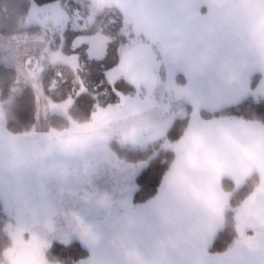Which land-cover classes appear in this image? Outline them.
<instances>
[{"label":"crops","instance_id":"crops-1","mask_svg":"<svg viewBox=\"0 0 264 264\" xmlns=\"http://www.w3.org/2000/svg\"><path fill=\"white\" fill-rule=\"evenodd\" d=\"M24 1L26 3V0ZM197 2L198 0H175L176 7L183 12L181 18L172 22L154 20L152 36L148 42L141 45L142 48L156 61H164L159 59L155 48V44L160 43L166 55L171 58V64L178 65L181 69L176 72L178 77L177 75L175 77L181 87L190 86L189 79L198 81L215 76L218 90L221 91L250 87L253 90L257 89L261 83H264V70H261L259 65L250 64L245 56H240L238 59L227 58L219 65L217 62L218 41L242 43L249 52L260 57L264 62V37L240 23L246 6L256 3L257 0H199L200 6L196 7ZM0 3L11 6L12 10L6 14L4 20L0 11V28H6L5 31L10 35L16 34L14 30H17L15 25L17 17L12 18V16L21 9L19 5L22 0H0ZM253 12L258 24L264 22V12L258 7L254 8ZM144 19L152 21L150 16L140 18L141 22ZM100 24L101 22H98L95 25ZM130 54L127 52L125 55ZM136 60L141 64L138 55ZM164 66L162 63L158 77L162 75L167 79L162 73ZM248 73L252 74L246 79ZM256 76L258 83L253 87V79ZM205 85L206 81L201 80L197 89L189 90L198 106L211 109L221 104L222 100L218 96L205 91ZM146 86L153 87V85ZM154 86L159 87L160 82L156 81ZM249 96L261 99L252 94L245 98ZM141 102L151 112L154 111V115L159 119L172 120L174 110L169 107L168 97L155 99L144 97ZM176 103L171 104V107ZM181 104L183 108L191 103L181 100ZM3 106H6L4 102ZM4 107L0 111V120L5 122ZM105 111H108L106 107ZM175 112H179L176 107ZM37 113L39 114V106ZM49 117L45 121L37 119L34 130L26 134L13 135L6 127L0 131V177L3 178L5 170L10 171V167L12 175L6 172L12 177L13 185H46L54 183L56 178H63L64 171L73 166L76 168L77 177L85 176L78 181V184L84 180L91 191L95 188L96 198L100 199L103 205L100 207L98 206L101 204L91 205L99 208L98 212L92 215L98 220V224L85 233L87 238L91 239V243L87 244L83 241L90 250V256L83 260V264H88L97 258L101 260L99 264H208L209 261L214 262L216 259H222L224 264H248V261H252L253 264H264V148L256 149L241 145L229 134L222 132L224 140L235 144L240 155L237 160L225 155L222 158L223 163L215 171L207 169L203 160L181 156L173 149L177 156L158 194L148 201L134 203L133 198L138 190L136 178L146 165L120 160L111 144L123 138V143L119 141L122 145L144 148L157 138L145 131L143 144L126 142L118 124L109 113L106 115L105 127H103L109 138L107 142L115 152L114 156H109L105 146L100 145L101 129L91 126L93 116L88 122H77L74 126L82 129L84 141L69 145L62 144L60 140H67L72 131L52 128ZM58 133H63V136H58ZM89 135H93V139L88 141L91 143L86 144L84 142ZM100 152H103L102 157L107 160L104 163L108 164V169L116 172V178L111 179L112 183L116 181L117 188L114 194L97 193L96 185L100 184L105 167L99 163ZM256 172L260 175L259 185L236 210L239 231L236 242L227 251L212 255L211 252L209 253L210 242L215 241L218 233L224 228L226 213L232 199V193L223 185L224 179L230 178L240 187ZM63 181L64 179H61L56 182ZM213 193L221 194L222 198L213 196ZM101 196L109 198V201L116 204L109 205L104 198H100ZM152 200L159 203L157 209L163 207L157 213L161 219L162 217L166 219L164 226L157 228L154 248L144 250L142 233L148 226L145 225L147 221L138 207ZM119 201H121L120 205H118ZM60 209L61 205L58 210ZM128 218H131V230L116 225L106 226L113 222L126 223ZM101 224L104 228L100 229ZM125 241L129 243L128 249ZM95 247L99 250H107L106 256H101L99 251H93L92 248Z\"/></svg>","mask_w":264,"mask_h":264},{"label":"snow or ice","instance_id":"snow-or-ice-1","mask_svg":"<svg viewBox=\"0 0 264 264\" xmlns=\"http://www.w3.org/2000/svg\"><path fill=\"white\" fill-rule=\"evenodd\" d=\"M195 6H200L199 0ZM85 7L91 10L85 12ZM257 7L264 12V0L248 4L244 15L240 18V23L264 37V22L258 24L253 12V9ZM96 8L94 0H88L87 4L83 0H27L24 14L28 20L22 30L10 35L5 29L0 28V75L10 76L11 71L15 69L18 73L16 84L20 82L21 73L26 80L31 81L34 99L38 106H43L45 118L48 114L69 113L73 105L87 113L93 107L99 108L98 99L111 113L126 142L143 144L145 142L143 133L147 131L165 148L175 149L181 156L203 160L210 171H215L223 163L222 158L225 155L233 160L239 159L240 154L236 145L226 142L221 135L222 132L229 134L241 145L256 149L264 148V119L249 120L237 116L225 118V115H221L219 119L206 120L202 118L199 106L189 91L192 88L197 89L199 81H206L205 91L222 100L221 104L209 109L214 112L230 105H239L249 94L264 99V83L255 90L250 87L221 91L218 90L217 78L212 76L198 81L189 79L190 86L181 87L174 79L175 73L181 71L180 67L164 61H156L142 48L139 34L127 29L126 20L140 19L144 16H150L157 21H178L183 12L176 7L175 0H126V6L121 12L123 18L121 22L118 23L116 20L109 22V30L116 36L113 44H109L99 34L91 31L90 25L97 18ZM43 12L57 18L56 28L48 29L43 26ZM103 27L104 21H101V28ZM217 46L218 65L227 58L238 59L240 56H245L250 64L259 65L260 69L264 70V62L261 58L249 52L242 43L218 41ZM126 52L131 54L126 56ZM138 54H143V64L137 62ZM82 61L84 67L92 69L91 80L96 94L94 98L85 95L87 88L84 87L82 79L74 81L80 85L79 90L68 86V81L61 71H56L45 86L44 74L49 67H68L74 74H78L82 70ZM162 63L167 67V80L164 87L169 107L181 100H187L192 104L190 113L184 110L174 112L172 120H161L156 117L141 102L145 93L135 87L136 80L146 68L158 74ZM251 74H246L245 78L247 79ZM61 86H67L66 91L61 92ZM16 91V88H12L5 91L4 95L14 96ZM132 92L136 95H128ZM54 93L59 94L55 99L51 95ZM42 95L43 105H41ZM78 100L79 103H77ZM8 102L10 103L11 99ZM2 110L3 101H0V111ZM23 115V112L18 113L20 119ZM181 117L189 123L188 132L183 137L179 134L178 139H173L178 134ZM36 118L39 119L38 113ZM93 119H95V113H93ZM5 127V122L0 120V131H3ZM58 136L62 137L63 133H58ZM84 139L82 129L76 127L67 140L61 139L60 142L69 145L83 142ZM212 195L222 198L219 193ZM20 232L21 228L17 222L7 229L6 234L15 238L20 235ZM86 241L91 243L90 238H86ZM53 242V239L48 238L31 244L21 242L8 254L11 260L18 264L27 260L38 249L51 248L52 250ZM213 243L214 241L210 242L209 249ZM208 264H224V262L222 259H216L214 262L209 261ZM248 264L253 262L248 261Z\"/></svg>","mask_w":264,"mask_h":264},{"label":"rangeland","instance_id":"rangeland-1","mask_svg":"<svg viewBox=\"0 0 264 264\" xmlns=\"http://www.w3.org/2000/svg\"><path fill=\"white\" fill-rule=\"evenodd\" d=\"M83 2L87 4L88 0H83ZM26 3L24 0H22V3L19 5L21 9L18 10V12L14 13V15L12 16V18L17 17V19L15 20L17 23L15 24L16 26H18L23 21L26 23L28 20V17H26L24 14V6ZM94 3L97 6V18L95 22L90 25V27L98 22L100 23L101 21H104V27L101 28L100 24L97 27L98 29L93 33L99 34L109 44H113L115 43L116 36H114L109 30V22L112 20H116L118 23L121 22V20L123 19L121 16V12L126 6V0H94ZM4 7H6V10H4ZM10 7L11 6L9 5L0 3L2 20L5 19L6 14L12 11ZM90 10L91 9L88 7H85L84 9L85 12H88ZM42 15L43 26L45 28H56V17L50 16L47 12H43ZM146 20L147 19H144L141 22L140 19H128L125 21V25L129 31L139 34L141 45L144 44V42H148L150 37L152 36V26L154 20L152 19L151 22H149V20ZM138 56L141 59V64H143V54H138ZM83 63L84 62L82 61L81 65ZM59 71L64 73L65 79L68 81V86L76 87L79 90L80 85L74 83V81H79L82 79L84 87L87 88V92L85 93V95H88L87 97L89 98H94L96 96L95 92L93 91L94 86L91 80L92 69L84 67L82 65V70L78 74H74L68 67ZM176 75L177 74L175 73V77ZM19 80V84L14 87L17 89V91L14 93V96L11 95V102L9 103V100L7 101L8 105H10L13 102L14 98L19 94L22 86H32L31 81L26 80L22 73L19 75ZM166 80L167 79H164L162 75L158 77V74H154L150 69L146 68L136 80L135 86L140 92L145 93L144 97L147 99L167 97L165 93L166 89L164 87ZM156 81L160 82L159 87L154 86ZM144 84L153 85V87L146 86ZM176 84L179 85V82H176ZM66 87L67 86H61V92L66 91ZM51 95L53 96V99H55L59 94L54 93ZM129 95L134 96L136 95V93L132 92L129 93ZM97 104L99 105V108L96 107L95 119L92 118L91 126L93 128L101 129L100 145L105 146V149L108 151L107 154L109 156H114L115 152L110 147L109 142H107V139L109 140V138H107V132L103 128L105 127V120L107 118L106 115L109 114V111H105V106L103 105L102 101H99L97 99ZM41 105H43V95L41 96ZM187 105L183 106L182 108V104L180 105V101H177L176 105L174 104L173 107L170 106V108H172L174 112L175 107L177 108V111H187ZM5 109L6 107H4V111H6ZM152 113L154 114V111H152ZM50 115L52 114H48L47 118ZM62 115L70 117V112L66 114L62 113ZM39 118L40 121H45L47 119L45 118V110L43 106H39ZM77 122L78 121L72 120L70 127L62 131H72L73 128H76L74 126ZM92 139L93 135H89L87 136V140L84 143H91L88 141H91ZM121 139L122 140H117L118 142L120 141L123 143V138ZM102 156L103 152H100L98 155L99 159H101L99 163H102L103 165H105V167L101 176L100 184L96 185V190L97 193L102 192L105 194H114L116 193L117 188L116 181L112 183L111 179L112 177L116 178V172L113 171V169H108V164L104 163L107 160ZM140 163L146 166L148 165L147 162ZM9 170L10 171L5 170V175L3 176V178H0V264H17V262H13L11 260L8 253L12 248L18 247L21 242H23L24 244H31L36 241L48 238L53 239V241H60L65 243L73 242L74 240H78L82 243L83 241H85L88 244V242L86 241L87 234L85 235V233L89 232L93 227L97 226L98 220L92 217V215H95L98 212V207L102 206L103 203L100 202V199L96 198L95 188L93 191H91L90 186L86 185L84 180L80 184H78V181L85 176L77 177L76 168L73 166L72 168L64 171V175L62 174L63 178L59 177L54 179V183L39 186L24 184L13 185L12 177L10 176L12 175V168L9 167ZM6 171L9 172L10 175ZM60 178L64 179V181L56 182L60 181ZM111 197L115 198L114 196ZM100 198L102 199L104 198V196H101ZM104 201L109 205L116 204L113 201H109V198H104ZM121 201L118 202V205H120ZM93 204L95 206L99 204L101 205H99L98 207H92L91 205ZM158 204L159 203H157L155 200H152L147 202L146 205H143L140 208L138 207L141 215L143 214V217L147 221L145 225L148 226L146 228V231L142 233V237L144 238V244L142 248H144V250L154 248L156 243L157 228L164 226L165 224L164 220L166 218L162 217V221L161 216H159V214L157 213L158 211H161L163 209V207L157 209ZM60 205L61 209L58 210L60 208ZM166 206L167 205H165V207ZM17 222H19L21 228L20 235L15 238L8 236L6 234L7 229ZM131 223V218H128L126 223L113 222L112 224L109 223L106 226L116 225L131 230ZM99 228H104V225L101 224ZM138 232L139 230L137 231V234ZM124 243L126 244L128 249L129 243L127 241H125ZM89 247L91 246L89 245ZM96 248L97 247L92 248L93 251H99L102 254L101 256H106L107 250L104 251L103 249L99 250ZM47 249L48 248L38 249L35 253L30 255L27 260L18 262V264H53L46 260L45 253ZM100 261L101 260L97 258L93 261H90V263L88 264H99ZM80 264H83V261Z\"/></svg>","mask_w":264,"mask_h":264},{"label":"trees","instance_id":"trees-1","mask_svg":"<svg viewBox=\"0 0 264 264\" xmlns=\"http://www.w3.org/2000/svg\"><path fill=\"white\" fill-rule=\"evenodd\" d=\"M25 22H21L16 28L17 33L25 26ZM98 25H92L93 32ZM155 48L159 59L164 62L171 63L163 46L158 43ZM84 66V63L82 64ZM163 75L167 77V67L164 64ZM65 69V67L51 68L44 74L45 86L49 83L51 77L56 71ZM18 73L13 69L10 76L0 75V101L5 103V122L6 129L13 135H22L34 130L37 123L38 105L34 99V91L31 86H24L20 89L19 94L14 98L13 102L8 105L7 101L10 95H4V92L14 88ZM258 83L257 76L253 79V87ZM131 91V89H128ZM129 94V93H128ZM88 96V95H86ZM83 99V98H82ZM80 101H77L79 103ZM96 107L89 109L87 113L81 111L75 105L71 108L70 117L62 114L51 115L49 117L50 126L56 130H65L70 127L71 121L86 122L89 121ZM192 111V104L187 105V112ZM200 114L204 119L219 118L221 115L244 117L249 120L264 119V99H256L253 96L245 98L239 105H230L217 111H210L207 108L200 107ZM23 112V118H19L18 113ZM178 134L173 139H178L179 134L184 136L188 129L189 123L181 117ZM171 142V138L169 137ZM111 147L116 152L118 158L128 163L147 162L148 165L139 173L136 178L138 190L136 191L133 202L142 203L155 197L165 179V176L172 167L176 152L173 149L165 148L159 141H154L145 148H136L131 145H122L118 141H113ZM146 170V171H145ZM260 183V175L256 172L251 175L245 183L238 187L230 178H225L223 185L226 190L232 193L230 208L226 213L224 228L218 233L215 241L210 248L211 253H222L230 249L237 240L239 235L237 227L236 210L256 189ZM90 256V250L80 241L69 243L54 241L53 248H48L45 253L46 260L53 264H80L83 260Z\"/></svg>","mask_w":264,"mask_h":264}]
</instances>
